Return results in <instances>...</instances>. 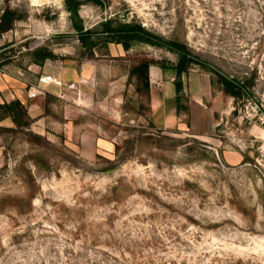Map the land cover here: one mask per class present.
<instances>
[{
    "label": "rangeland",
    "instance_id": "1",
    "mask_svg": "<svg viewBox=\"0 0 264 264\" xmlns=\"http://www.w3.org/2000/svg\"><path fill=\"white\" fill-rule=\"evenodd\" d=\"M81 1L84 28L125 15L162 42L89 48L65 0H0V20L21 18L0 34V72L41 48L51 67H95L65 96L50 84L29 128L0 122V264H264V0ZM174 43L194 57L181 81L208 75L211 93L191 118L186 85L161 128L132 70L155 62L175 82Z\"/></svg>",
    "mask_w": 264,
    "mask_h": 264
},
{
    "label": "trees",
    "instance_id": "2",
    "mask_svg": "<svg viewBox=\"0 0 264 264\" xmlns=\"http://www.w3.org/2000/svg\"><path fill=\"white\" fill-rule=\"evenodd\" d=\"M81 6V0H65V7L70 15L74 30L77 35H79V40L83 44L89 45V48H94L97 46V42H101L105 45L110 43L119 44L124 51H127L131 48L133 43L136 42L147 44L154 43V40H158L160 43L162 42L161 39L155 37L153 34H150L136 21L128 23L120 18L105 19L90 29H86L84 28L82 19L79 16V9ZM15 17V11L8 10L4 13L0 20V34L10 31L16 22V19H21ZM170 48L177 51L179 54L178 62L173 68L176 75V80L174 82L176 96L174 101L176 112L179 114L182 110H185L181 103L183 95L181 76L187 72L190 63L194 61V57L190 55L186 47L183 45L174 43L170 46ZM29 55L32 57V63L39 66H43L47 60L56 59L53 52L44 48L30 52ZM151 65H156V63L144 62L132 70V75L137 76L139 82L142 83V86L146 90L147 95L149 91L148 69ZM211 73L216 77L215 82L213 83L217 84L220 91L224 95L232 98L235 103H237V101L241 98L250 97L251 87L245 81H238L219 72L212 71ZM6 119H11L14 125L18 128L27 129L32 124V119L28 114L27 106L19 100H14L10 103H0V122Z\"/></svg>",
    "mask_w": 264,
    "mask_h": 264
},
{
    "label": "crops",
    "instance_id": "3",
    "mask_svg": "<svg viewBox=\"0 0 264 264\" xmlns=\"http://www.w3.org/2000/svg\"><path fill=\"white\" fill-rule=\"evenodd\" d=\"M84 64H76L75 67L67 65L65 67H51V64L47 61L43 66L30 64L27 70L0 72V103H10L14 100H19L27 106L31 119L43 117L45 115L42 100L43 102L46 101L44 96L56 92L58 88L50 84H44L42 86L44 93L38 95L36 98L30 99L28 97L30 87L34 86L42 76H53L63 82L69 84L74 83L80 89L89 83L88 81L92 79L95 73V67L86 64L85 66ZM173 78V73H164L155 66H150L148 69V103L152 119L154 122L159 123V127L161 128L174 125L181 113L177 114L176 112L174 101L176 92ZM186 85L190 92L189 106L187 109L189 110L190 117L193 118L195 114L202 115L201 106L204 103V99H207L206 96L211 93L209 76L204 74L191 75L187 84L185 81H182L183 93ZM172 101L174 102V107H171ZM79 107L81 106L79 105Z\"/></svg>",
    "mask_w": 264,
    "mask_h": 264
},
{
    "label": "built area",
    "instance_id": "4",
    "mask_svg": "<svg viewBox=\"0 0 264 264\" xmlns=\"http://www.w3.org/2000/svg\"><path fill=\"white\" fill-rule=\"evenodd\" d=\"M44 84H53L56 85L57 87L62 89L63 91H74V90H78V86L74 83L71 84H66L64 83L62 80L57 79V78H53V77H42L40 78L38 84L31 86L30 89L28 90V97L30 99L36 98L38 95L43 94L44 90H43V85ZM60 93L61 96H65L64 92Z\"/></svg>",
    "mask_w": 264,
    "mask_h": 264
},
{
    "label": "water",
    "instance_id": "5",
    "mask_svg": "<svg viewBox=\"0 0 264 264\" xmlns=\"http://www.w3.org/2000/svg\"><path fill=\"white\" fill-rule=\"evenodd\" d=\"M121 20H125V15L120 16Z\"/></svg>",
    "mask_w": 264,
    "mask_h": 264
}]
</instances>
